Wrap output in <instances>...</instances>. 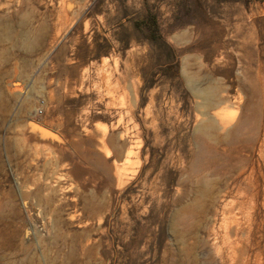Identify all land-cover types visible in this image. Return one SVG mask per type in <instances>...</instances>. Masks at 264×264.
<instances>
[{
  "label": "rangeland",
  "instance_id": "obj_1",
  "mask_svg": "<svg viewBox=\"0 0 264 264\" xmlns=\"http://www.w3.org/2000/svg\"><path fill=\"white\" fill-rule=\"evenodd\" d=\"M263 117L264 0H0V264H227L179 219Z\"/></svg>",
  "mask_w": 264,
  "mask_h": 264
},
{
  "label": "bare ground",
  "instance_id": "obj_2",
  "mask_svg": "<svg viewBox=\"0 0 264 264\" xmlns=\"http://www.w3.org/2000/svg\"><path fill=\"white\" fill-rule=\"evenodd\" d=\"M17 90L14 88L12 91L17 92ZM205 116L211 120L209 129L217 122L221 127H225L218 115L207 113ZM262 122L264 124V117ZM218 140L220 144L225 145L221 149L223 160L229 157L230 149H234L236 153L234 156L236 159L235 174L231 182H227L221 190L214 194V197L210 198L208 207H205L196 195L183 208L179 222L184 226L195 225L198 219L204 218L202 215H197L196 208L202 207L208 212L211 205L212 214L210 211L209 213L213 215L214 223L211 225L209 234L214 236V244L217 245L215 252L220 255L221 260L225 259L227 264H245L246 256L254 253L262 255L264 246V159L257 169L255 159L256 146H259L260 150L264 146V128L255 139L243 129L242 131L237 130L231 139L218 138ZM257 172L260 181L256 180ZM244 204L249 205L253 210L246 223L238 222L232 217L234 212Z\"/></svg>",
  "mask_w": 264,
  "mask_h": 264
},
{
  "label": "trees",
  "instance_id": "obj_3",
  "mask_svg": "<svg viewBox=\"0 0 264 264\" xmlns=\"http://www.w3.org/2000/svg\"><path fill=\"white\" fill-rule=\"evenodd\" d=\"M147 26V25H146ZM153 33V32H152ZM154 36V35H153Z\"/></svg>",
  "mask_w": 264,
  "mask_h": 264
}]
</instances>
